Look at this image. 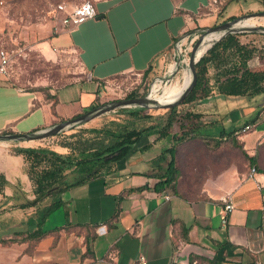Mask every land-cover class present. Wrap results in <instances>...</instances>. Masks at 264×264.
Wrapping results in <instances>:
<instances>
[{
  "label": "crops",
  "instance_id": "obj_1",
  "mask_svg": "<svg viewBox=\"0 0 264 264\" xmlns=\"http://www.w3.org/2000/svg\"><path fill=\"white\" fill-rule=\"evenodd\" d=\"M94 6L96 16L75 27L54 21L46 42V48L74 51L84 80L51 91L54 114L40 94L0 82V132L31 133L81 115L102 101L100 92L117 77L150 69V76L164 79L176 62L188 67L189 57L181 63L180 51L201 32L232 17L264 13V0H97ZM257 17L264 21V15ZM252 64L264 71V50ZM197 111L215 123L201 129L197 143L178 147L174 188L153 190L154 160L169 144L137 148L112 171L64 191L37 241L28 238L37 228L29 220L50 198L25 206L34 195L16 153L32 145L0 143V175L7 182L0 194V264H138L140 257L147 264H188L190 256L264 264V174L255 171L249 178L247 162L231 140L236 137L248 156L261 158L264 92L223 96L215 88ZM245 126L250 130L241 133ZM226 198L233 209L223 225Z\"/></svg>",
  "mask_w": 264,
  "mask_h": 264
},
{
  "label": "trees",
  "instance_id": "obj_2",
  "mask_svg": "<svg viewBox=\"0 0 264 264\" xmlns=\"http://www.w3.org/2000/svg\"><path fill=\"white\" fill-rule=\"evenodd\" d=\"M233 19L234 17L230 20ZM247 36L244 33L228 34L211 44L196 63V84L184 99V106L179 109L156 115L146 113L145 109L139 107L117 109L110 112L109 117L99 127H80L59 138L46 139L34 146L18 147L16 153L23 160L34 195L33 201L25 206L34 207L50 198V203L37 208L34 217L30 218V226L37 228L29 233L28 238L37 241L43 236L39 227L60 206V195L64 191L112 171L120 160L137 148L145 150L152 144H169L154 160L158 169V182L153 190L161 192L166 188H174L173 182L178 175V147L188 142L197 143L201 129L215 123L212 117L197 111L198 103L213 95L215 88L223 96H252L264 92V71L252 64L264 48L247 41ZM149 71L150 69L140 75L146 77ZM118 78L120 77L116 79ZM186 82L187 72L182 76L176 95L183 91ZM26 92L40 94L45 102L51 103L54 114L57 99L50 89L37 87L26 89ZM136 94L137 91L133 88L120 100ZM106 102L98 98L91 109ZM59 122L62 120L55 121L52 125ZM0 133L13 132L5 129ZM231 140L234 148L239 150L240 157L246 160L249 170L253 167L255 171L264 174L261 159L248 156L242 150L241 144L237 143L236 137ZM220 142L222 141L219 140ZM6 185L5 177L0 175V194H3ZM184 240L187 241L186 232ZM188 264L230 263L217 257L206 259L190 256Z\"/></svg>",
  "mask_w": 264,
  "mask_h": 264
},
{
  "label": "rangeland",
  "instance_id": "obj_3",
  "mask_svg": "<svg viewBox=\"0 0 264 264\" xmlns=\"http://www.w3.org/2000/svg\"><path fill=\"white\" fill-rule=\"evenodd\" d=\"M5 1V8L0 12V47L9 51L11 59L8 74L0 75V82L8 84L18 90L26 91V89L38 87L52 91L72 81H83L84 74L74 51L61 52L52 47H46L48 45L47 40L51 34L50 24H54V21H56L51 14L53 7L60 2L79 4L86 0ZM88 1L94 3L97 0ZM242 3L240 4L244 5ZM250 3L252 2H247L249 5ZM247 19L249 18L244 20ZM250 23L252 24L251 26L254 24V26L259 24L264 25V21L258 17H252ZM243 33L248 35L246 38L247 41L254 42L256 46L264 48V44L260 42L264 41V34ZM204 48L205 46L199 52H202ZM180 53L183 54L181 56L182 58L180 57L181 63H187L190 48H182ZM183 57L186 59L184 60L185 62L182 61ZM175 68V70H169L170 73H168V76H166L167 74L165 75L163 81H166V83L161 89L157 85L160 78L152 75L142 77L141 75L127 74L118 79H114L100 92L102 101H107L106 103H108L123 99L127 91L133 88L137 91L136 95H145L149 92L158 96L162 95L166 88L172 86L176 81L181 80L184 71H187L188 67L185 64L181 65L176 62ZM83 89H88V87L85 86ZM69 91L75 95L77 88ZM145 112L155 115L165 113L164 110L150 111L147 109H145ZM108 115L109 113L93 119L80 127H99L105 122L106 117H109ZM80 127L65 131L53 138L68 135ZM40 141L28 142V145L34 146ZM260 159L261 165L264 167V150L262 151ZM17 182L20 183L19 181Z\"/></svg>",
  "mask_w": 264,
  "mask_h": 264
},
{
  "label": "water",
  "instance_id": "obj_4",
  "mask_svg": "<svg viewBox=\"0 0 264 264\" xmlns=\"http://www.w3.org/2000/svg\"><path fill=\"white\" fill-rule=\"evenodd\" d=\"M264 13H258L249 15L246 18L250 17H257L263 16ZM246 18H239L229 22H225L223 24L217 25L213 28L206 29L205 31L201 32L199 36L192 42L190 47V53L188 58V74H189V81L187 86L185 87L182 94L173 102L170 103H159L151 98L152 93H147L145 95H135L131 98L125 100H115L110 101L105 104H101L95 108H92L81 115H78L72 119L59 122L51 127L41 129L38 131H34L31 133H11V134H1L0 133V143H23V142H35L40 140H45L49 138H53L65 131L72 130L76 127H80L83 124L96 119L100 116H103L107 113H110L117 109H127V108H143L150 111H157V110H164L169 111L171 109H179L184 106L183 101L187 97V95L192 91L193 87L196 84V63L201 58V56L206 52V50L211 46L212 43L220 40L224 36L228 34L234 33H243V32H254V33H262L264 34V28L259 27H237V24L242 19ZM207 34H216L218 37L212 40L209 44L204 53L197 57V51L203 44V37Z\"/></svg>",
  "mask_w": 264,
  "mask_h": 264
},
{
  "label": "built area",
  "instance_id": "obj_5",
  "mask_svg": "<svg viewBox=\"0 0 264 264\" xmlns=\"http://www.w3.org/2000/svg\"><path fill=\"white\" fill-rule=\"evenodd\" d=\"M6 1L0 0V12L5 8ZM52 17L55 18L56 22L61 27L72 28L77 26L83 21L92 19L96 16V8L94 3L91 1H83L80 4H74L71 2H60L57 3L51 11ZM59 16V17H58ZM11 55L9 51L3 47H0V75H7L10 67ZM164 79L158 80L159 89L165 86L166 81ZM250 130V126H245L241 129V133H246ZM255 174V169L252 167L249 170V178ZM224 201V208L221 211V223L224 225L227 222V215L232 211L233 206L229 198ZM102 228L98 229L101 231ZM138 264H147L143 257L138 259ZM179 264V263H174Z\"/></svg>",
  "mask_w": 264,
  "mask_h": 264
},
{
  "label": "bare ground",
  "instance_id": "obj_6",
  "mask_svg": "<svg viewBox=\"0 0 264 264\" xmlns=\"http://www.w3.org/2000/svg\"><path fill=\"white\" fill-rule=\"evenodd\" d=\"M250 25H251L250 20H245V21L240 22L238 24V27H246V26H250ZM217 37H218V35H216V34H207L205 37H203V39H204L203 40V44L201 45V47L199 48V50L203 46H205V48L202 50V52H199V50L197 51V57L200 56V55H202L204 53V51L206 50V48L208 47V44L212 40L216 39ZM174 69H176V68H174ZM186 72H187V82H186V86H187L188 81H189L188 71H184L183 75ZM181 80H182V78H181ZM181 80L180 81H176L172 86L166 88L162 95H159L158 96V95L152 93L151 98H153L155 101H157L159 103H162V104L173 102L174 100H176L182 94V92L185 89L184 88L181 93H179L178 95H176V90L180 87Z\"/></svg>",
  "mask_w": 264,
  "mask_h": 264
}]
</instances>
